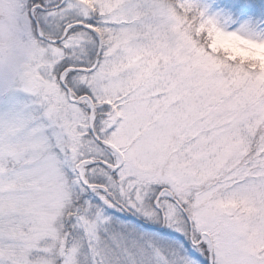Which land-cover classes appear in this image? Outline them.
I'll use <instances>...</instances> for the list:
<instances>
[{"label": "snow or ice", "instance_id": "6c2138e0", "mask_svg": "<svg viewBox=\"0 0 264 264\" xmlns=\"http://www.w3.org/2000/svg\"><path fill=\"white\" fill-rule=\"evenodd\" d=\"M0 264H264V0H0Z\"/></svg>", "mask_w": 264, "mask_h": 264}]
</instances>
